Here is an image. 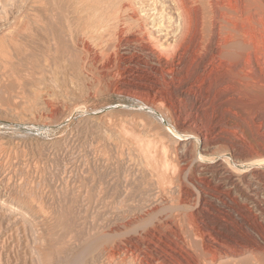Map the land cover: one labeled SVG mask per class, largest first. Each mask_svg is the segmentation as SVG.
Listing matches in <instances>:
<instances>
[{"label": "rangeland", "instance_id": "1", "mask_svg": "<svg viewBox=\"0 0 264 264\" xmlns=\"http://www.w3.org/2000/svg\"><path fill=\"white\" fill-rule=\"evenodd\" d=\"M128 1L0 0V264H264V0H186L181 71L137 31L173 43L172 1ZM124 122L184 148L164 188Z\"/></svg>", "mask_w": 264, "mask_h": 264}, {"label": "bare ground", "instance_id": "2", "mask_svg": "<svg viewBox=\"0 0 264 264\" xmlns=\"http://www.w3.org/2000/svg\"><path fill=\"white\" fill-rule=\"evenodd\" d=\"M128 1V0H127ZM173 6L175 7L176 11L178 12V16L181 19V27L179 30V34L178 36L175 38V40L173 41V43L168 44L167 45H163L162 40H159L158 37H155L154 35H152L150 32H148V28L146 25L144 24H140L137 26V31L139 32V34L141 33L142 36V41H143V45H142V51L146 53L147 58L150 60V62L153 65H162V63H165V65L169 64L170 60H174L176 57H180L179 59V64L177 67H179V71H181V69L184 67L185 63H186V58H190L192 57V53H197L198 51H196V48L198 47L199 44V48H201V50L204 51V46L200 44L199 41H202V37L203 36H199L201 31L202 34V30L205 31V29L207 28L206 23L207 21H203L200 22L197 19V15H195L192 11V9L188 6V2L186 0H171ZM131 2V1H130ZM128 1V6H124L123 9H132V5ZM96 3L97 2L96 0ZM190 3V2H189ZM104 4V3H103ZM98 5V4H97ZM106 8V7H105ZM113 8V7H112ZM110 10V9H109ZM118 10V9H117ZM130 10V9H129ZM196 10V9H195ZM128 11V10H126ZM94 12V11H93ZM100 12V11H99ZM105 12V11H104ZM104 14V13H103ZM113 14V13H112ZM135 14V13H134ZM111 15V14H110ZM117 15V14H116ZM163 15V14H162ZM101 16V15H100ZM115 17V16H114ZM141 17V16H140ZM218 17V16H217ZM106 18V17H105ZM110 18V17H109ZM113 18V17H112ZM202 18V17H201ZM105 20V19H104ZM140 20V19H139ZM145 21V20H144ZM98 23V22H97ZM100 23V22H99ZM134 23V22H133ZM132 23V24H133ZM209 23V22H208ZM113 25V24H112ZM209 26V25H208ZM98 27V26H97ZM156 27V26H155ZM159 28V27H158ZM154 31H157V29ZM178 28V27H177ZM220 28V27H219ZM100 30V29H99ZM111 30V29H110ZM113 30V29H112ZM220 30V29H219ZM211 31V30H210ZM234 31V30H233ZM204 33V32H203ZM138 34V33H137ZM105 35V34H104ZM131 35V34H130ZM233 35V34H232ZM136 36V35H135ZM105 37V36H104ZM133 37V36H132ZM205 37V35H204ZM212 37V35H211ZM209 37V38H211ZM240 37V36H238ZM136 38V37H134ZM141 38V37H140ZM138 38V39H140ZM198 39H200L198 41ZM230 39V38H228ZM131 40H133L131 38ZM168 40V39H167ZM134 42L137 40H133ZM141 41V42H142ZM139 42V41H138ZM210 42V41H209ZM220 42V41H219ZM128 43V42H127ZM140 43V42H139ZM204 43V42H202ZM225 43V42H224ZM237 43L235 41L233 42H226L225 47L230 46L231 44ZM101 44V43H100ZM134 44V43H133ZM127 45V44H126ZM207 45V43H206ZM224 45V44H223ZM246 45V44H245ZM4 46V45H3ZM139 46V45H138ZM222 46V45H221ZM236 47V45H235ZM121 48V47H120ZM231 48V47H230ZM198 49V48H197ZM118 50V49H117ZM200 50V51H201ZM207 50V49H205ZM86 51V50H85ZM88 51V50H87ZM141 51V52H142ZM89 52V51H88ZM206 52V51H205ZM212 52V51H211ZM241 52V51H240ZM193 53V54H194ZM6 54V53H5ZM4 54V55H5ZM3 55V56H4ZM216 55V54H215ZM219 57H224L226 54V51L220 52L218 53ZM228 56V55H227ZM238 56V55H237ZM6 57V56H5ZM253 56L251 54H249L248 58H252ZM212 59V58H211ZM250 62V66L252 68V63L251 60L248 59ZM196 61V60H195ZM248 62V61H247ZM7 63V62H6ZM215 64V63H214ZM5 66V65H4ZM215 70V69H214ZM176 72L173 69H171L172 75L176 74L179 76H182L183 81L185 79H187V77L185 75H181L182 72ZM165 74L168 72H164ZM212 73V72H211ZM187 75V73H186ZM188 76V75H187ZM212 76V75H211ZM214 76V75H213ZM118 77L120 78V80H124L125 74H120L118 75ZM188 80V79H187ZM186 82V81H184ZM223 83V80H222ZM124 85V84H121ZM154 99V98H153ZM155 100V99H154ZM149 101V100H148ZM156 101V100H155ZM152 102L153 107H155V109L160 110V111H164L166 112V104L162 103V102ZM168 101V100H167ZM150 103V102H149ZM165 109V110H164ZM168 110V109H167ZM169 111L171 112V109L169 108ZM172 116V113L170 114ZM170 116V117H171ZM130 122V121H129ZM133 124V121H131ZM130 122V123H131ZM126 123V122H124ZM128 123V122H127ZM126 123V124H127ZM122 123H120L121 125ZM122 125L119 126L120 129H118L119 131H121L120 136L122 137V139L129 141L128 143H130L133 147V149L139 153V155H141L147 162V167L149 168V170L151 171L152 175H154L156 178H158L159 180V185L161 188H164V184L167 185L166 180L168 179V177H170V174L172 173V175H174L173 177L176 176L177 173V168L179 166L173 165V162L170 158L174 159L173 157L178 156L180 150H183L184 148L180 147H171V145L167 144L166 142H164L163 136L161 139L160 138H154L153 136L150 135V137H148V135H146L147 137H144V135L142 136V133L140 132L139 129L135 128L133 125L129 126L127 125ZM133 126V127H132ZM139 130V131H138ZM118 131V132H119ZM150 134V133H149ZM157 135V134H156ZM155 136V135H154ZM159 137V136H158ZM165 139V138H164ZM166 141V140H165ZM125 143V142H124ZM127 143V142H126ZM129 144V145H130ZM183 155V154H182ZM180 156V155H179ZM182 157V156H181ZM177 161V159L175 160V162ZM176 164V163H174ZM180 164V163H179ZM210 164V163H209ZM218 164V163H217ZM213 165V164H212ZM218 166V165H217ZM222 166V165H221ZM213 167V166H212ZM215 167V165H214ZM182 169V168H181ZM213 169V168H212ZM215 169V168H214ZM180 170V169H179ZM215 170H213L214 172ZM226 171V170H225ZM176 172V173H175ZM223 172V171H222ZM221 172V174H222ZM175 173V174H174ZM225 173V172H224ZM229 173V172H228ZM227 173V174H228ZM228 176V175H227ZM230 179L233 180V182L235 183L237 181L236 179V175L233 173H229ZM172 177V176H171ZM172 177V178H173ZM228 178V177H226ZM238 178V177H237ZM229 179V178H228ZM168 181V180H167ZM172 180H170L171 182ZM169 183V182H168ZM252 252H244L241 254H235V255H228L225 256L223 258H221L218 261V264H253L251 263L252 261L250 260V258L252 257ZM209 264H214V263H210Z\"/></svg>", "mask_w": 264, "mask_h": 264}]
</instances>
